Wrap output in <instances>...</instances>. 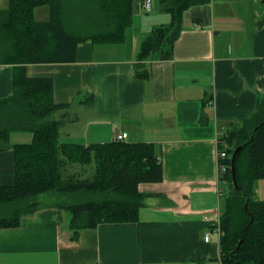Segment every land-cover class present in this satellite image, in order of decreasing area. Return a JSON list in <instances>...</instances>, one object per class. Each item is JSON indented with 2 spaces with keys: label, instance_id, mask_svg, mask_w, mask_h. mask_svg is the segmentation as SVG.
I'll return each instance as SVG.
<instances>
[{
  "label": "crops",
  "instance_id": "obj_1",
  "mask_svg": "<svg viewBox=\"0 0 264 264\" xmlns=\"http://www.w3.org/2000/svg\"><path fill=\"white\" fill-rule=\"evenodd\" d=\"M142 1L132 0L122 42L85 41L74 62L30 64L26 74L51 78L55 102L66 104L54 115L63 119L60 143H105L119 133L151 143L161 182L139 185L137 223L71 230L67 212L53 206L24 216L20 226L0 229V264H215L219 245L203 235L216 224L222 194L217 140L264 103V0L188 8L172 58L147 60L150 75L139 79L140 42L169 22L157 0L149 12ZM8 2L0 0V10ZM12 73L0 65V98L12 92ZM0 179L13 182L11 150L0 151Z\"/></svg>",
  "mask_w": 264,
  "mask_h": 264
},
{
  "label": "trees",
  "instance_id": "obj_2",
  "mask_svg": "<svg viewBox=\"0 0 264 264\" xmlns=\"http://www.w3.org/2000/svg\"><path fill=\"white\" fill-rule=\"evenodd\" d=\"M209 1L157 0L169 22L154 26L140 42L137 78L150 75L147 60L172 58L184 12ZM42 6L48 8V18L38 21L34 11ZM132 10V0H9L0 10V65L13 66L12 92L0 98V151L11 150L13 163V182L0 179V229L16 228L24 216L50 206L67 212L71 230L138 222L145 198L139 185L163 178L156 146L115 139L60 143L63 119L54 115L66 104L55 102L51 78L26 74L30 64L74 62L82 42H122ZM91 99L89 95L83 102ZM15 132L31 133V142L10 144ZM237 147L234 183L231 157ZM217 150L225 151L227 166L219 176L220 185L227 187L219 203L221 262L264 264V200L256 199L254 190L264 179L263 102L217 140Z\"/></svg>",
  "mask_w": 264,
  "mask_h": 264
},
{
  "label": "built area",
  "instance_id": "obj_3",
  "mask_svg": "<svg viewBox=\"0 0 264 264\" xmlns=\"http://www.w3.org/2000/svg\"><path fill=\"white\" fill-rule=\"evenodd\" d=\"M142 6H143V9L145 12L151 11L150 0H143ZM126 138H127V134H125V133H119L115 136V140H118V141L126 140ZM223 145H224V143H223ZM225 158H226L225 151L224 150H219V151L217 150L216 160H217L218 179H219V176H221L222 174H224L227 171V166L225 163H223ZM219 217H220V211H218L216 224L214 225V227L207 229L206 232L204 233V235H203V241L204 242H209L212 239V237L215 235L216 242L219 245V240H220ZM215 260L217 261V264H222L220 252H218Z\"/></svg>",
  "mask_w": 264,
  "mask_h": 264
},
{
  "label": "rangeland",
  "instance_id": "obj_4",
  "mask_svg": "<svg viewBox=\"0 0 264 264\" xmlns=\"http://www.w3.org/2000/svg\"><path fill=\"white\" fill-rule=\"evenodd\" d=\"M46 14H47V7H45V6L39 7V8H37V11H35V18L37 20H40V21L45 20L47 18ZM31 140H32V134L31 133H29V132H22V133L15 132V133L11 134L9 143L10 144H11V142L17 143V144L29 143V142H31ZM61 141L62 140H59V142H61ZM254 190H255V198L258 200H264V179L258 180L256 182ZM224 191L227 192V187H226V185L223 184L222 185V194L224 193ZM40 200L43 203L45 202L43 197ZM47 201H49V200H47ZM215 240H216V237L214 235L212 237V241H215ZM215 264H217L216 260H215Z\"/></svg>",
  "mask_w": 264,
  "mask_h": 264
},
{
  "label": "water",
  "instance_id": "obj_5",
  "mask_svg": "<svg viewBox=\"0 0 264 264\" xmlns=\"http://www.w3.org/2000/svg\"><path fill=\"white\" fill-rule=\"evenodd\" d=\"M241 150V147H237L235 148L234 152L232 153V157H231V172H232V179L233 182L235 183V177H234V159L236 154Z\"/></svg>",
  "mask_w": 264,
  "mask_h": 264
}]
</instances>
